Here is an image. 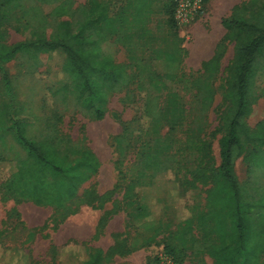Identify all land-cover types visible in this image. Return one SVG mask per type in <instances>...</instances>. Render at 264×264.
I'll return each instance as SVG.
<instances>
[{
  "label": "rangeland",
  "instance_id": "obj_1",
  "mask_svg": "<svg viewBox=\"0 0 264 264\" xmlns=\"http://www.w3.org/2000/svg\"><path fill=\"white\" fill-rule=\"evenodd\" d=\"M98 1L110 4V19L88 35L99 42L103 59L123 65L131 76L128 86L103 91V120H90L74 89L65 87L62 55L32 50L0 64V264H11L18 251L26 257L23 264H81L97 244L107 249L102 264H114L116 255H139L142 248L149 252L148 262L156 264L159 252H168L175 242L177 222L206 212L207 192L218 179L220 117L232 78L233 42L221 21L249 0H208L186 26L173 21L178 0ZM88 2L12 0L3 8V43L53 39L65 21L76 32ZM140 5L143 12L137 14ZM61 6L67 14L56 13ZM166 54L176 70L167 86L157 88L151 77L164 74ZM263 92L260 72L257 99L246 118L251 130L264 122ZM168 93L179 96L183 109L174 132L144 114L148 98L164 107ZM17 122L28 141H45L61 152L88 148L96 155L98 173L78 189L65 211L36 206L3 189L13 165L27 153L17 140ZM166 138L169 150L156 158L160 173L139 184L148 175L146 157L155 141ZM235 173L251 200H264V150L247 147ZM142 205L151 216L139 220ZM209 232L195 230L192 241L201 242ZM176 259L178 264H213L190 248Z\"/></svg>",
  "mask_w": 264,
  "mask_h": 264
},
{
  "label": "trees",
  "instance_id": "obj_2",
  "mask_svg": "<svg viewBox=\"0 0 264 264\" xmlns=\"http://www.w3.org/2000/svg\"><path fill=\"white\" fill-rule=\"evenodd\" d=\"M11 1L0 0V64L9 63L17 55L32 50L62 55L61 72L65 87L74 89L90 120H103L106 115L103 91H114L131 83L126 68L103 59L99 42L88 35L109 22L110 4L89 0L88 9L83 11L84 23L76 32H72L71 24L65 21L59 25L58 34L53 39L7 46L3 43L7 39L3 32V8ZM207 1L202 0L203 7ZM67 9L61 6L56 13L67 14ZM136 12L141 14L143 5ZM172 17L176 24L174 10ZM221 24L233 42V59L230 66L232 78L223 97L227 106L220 117L218 179L207 192L206 212L198 214L195 220L185 219L176 224L179 231L174 234L175 242L168 252L164 251L177 264L176 255L188 248L194 255L205 253L213 264H264V200H251L247 188L238 181L235 173V163L247 147L264 150V122L255 130L246 124L251 104L257 99L259 73L264 75V0H249L234 7ZM163 62L164 74L155 72L151 77V84L157 88L167 86L176 70L171 55H164ZM144 114L150 120L163 122L169 132H174L183 121V109L176 93L167 94L164 107L159 106L156 98H148ZM14 128L17 140L27 153L24 159L13 165L14 171L2 185L3 189L10 196L36 206L65 211L77 197L78 189L98 173L100 164L96 155L88 148L61 152L45 141H28L22 122L15 123ZM167 140L155 141L146 157L145 173L148 175L145 174L139 184H144L145 180L147 184L154 181L160 173L161 165L156 158L169 150ZM174 194L169 192V196ZM150 216L147 206L137 208L139 220ZM205 228L210 231L207 236L201 242L192 241L194 231ZM91 252L81 264H102L106 260L102 250L92 248ZM24 261L26 257L18 251L10 262L23 264Z\"/></svg>",
  "mask_w": 264,
  "mask_h": 264
},
{
  "label": "built area",
  "instance_id": "obj_3",
  "mask_svg": "<svg viewBox=\"0 0 264 264\" xmlns=\"http://www.w3.org/2000/svg\"><path fill=\"white\" fill-rule=\"evenodd\" d=\"M203 8L202 0H178L174 9V20L179 26H186ZM157 264H177L171 255L161 250Z\"/></svg>",
  "mask_w": 264,
  "mask_h": 264
},
{
  "label": "crops",
  "instance_id": "obj_4",
  "mask_svg": "<svg viewBox=\"0 0 264 264\" xmlns=\"http://www.w3.org/2000/svg\"><path fill=\"white\" fill-rule=\"evenodd\" d=\"M94 246L96 247L94 249H100L104 254L107 251V249H104L100 244ZM148 256L149 252L146 248H142L139 255L133 254L129 256V258H121L119 255H116L113 259L115 261L114 264H148Z\"/></svg>",
  "mask_w": 264,
  "mask_h": 264
}]
</instances>
